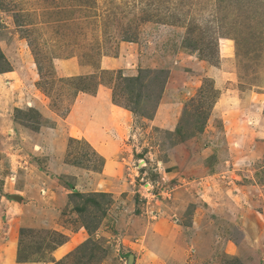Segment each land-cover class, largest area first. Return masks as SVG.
I'll return each mask as SVG.
<instances>
[{"label": "rangeland", "instance_id": "obj_1", "mask_svg": "<svg viewBox=\"0 0 264 264\" xmlns=\"http://www.w3.org/2000/svg\"><path fill=\"white\" fill-rule=\"evenodd\" d=\"M0 264H264V0H0Z\"/></svg>", "mask_w": 264, "mask_h": 264}, {"label": "crops", "instance_id": "obj_2", "mask_svg": "<svg viewBox=\"0 0 264 264\" xmlns=\"http://www.w3.org/2000/svg\"><path fill=\"white\" fill-rule=\"evenodd\" d=\"M100 64L103 70H114L118 68L116 60L103 59ZM212 74H215L217 80L221 77L220 73L216 71H212ZM88 98L89 99H82V105H74L71 114H69V117L65 120L68 124L66 125L67 131L71 129V134L80 130L81 136L84 137L88 135V138L97 140L98 131H101L100 133L103 132L101 125H112L109 123L113 122V126H116L118 124L123 125L122 123L124 121H131L133 115L127 110L119 108L112 102L111 93L108 89L100 88V91L98 90L94 97ZM172 106L173 105H166L164 110H159L158 112H163L164 114L161 116L162 119L157 114L155 122L162 120L165 125L172 128L176 123V117L174 116L176 110ZM95 133L98 134L96 135ZM73 136H76V133ZM84 139L88 141L86 137H84Z\"/></svg>", "mask_w": 264, "mask_h": 264}]
</instances>
